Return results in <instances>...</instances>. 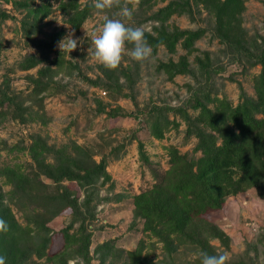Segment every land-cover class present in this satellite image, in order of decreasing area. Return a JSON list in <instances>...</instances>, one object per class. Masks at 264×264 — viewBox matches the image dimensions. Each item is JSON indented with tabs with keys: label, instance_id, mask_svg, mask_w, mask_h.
<instances>
[{
	"label": "rangeland",
	"instance_id": "rangeland-1",
	"mask_svg": "<svg viewBox=\"0 0 264 264\" xmlns=\"http://www.w3.org/2000/svg\"><path fill=\"white\" fill-rule=\"evenodd\" d=\"M14 1L19 0H0L1 11L8 15L4 21L0 20V87L4 90L7 84L4 91L8 97H17V105L14 106L17 113L9 110L10 114L0 124V167L20 164L29 170L33 163L28 149L35 136H39L54 150L65 148L71 151L73 145H78L88 150L97 163L102 158L107 161L106 170L111 180L104 184L100 181L84 189L67 181L55 185L52 180L42 176L41 180L48 187V193L64 192L68 189L77 198V211L66 208L57 216L46 220V226L52 233L66 228L71 223L73 229H77L81 223L84 224L86 233L90 235L89 259H84L86 264H122L126 258L125 253L139 247L143 248L142 255H147L149 260L156 263L194 264L195 258L190 250H180L172 258H166L160 243L152 247L154 239L142 233V220L134 215L132 199L134 195L149 189L168 169L167 147L174 146L188 157L193 155L192 149L196 140L186 136V124L179 114L168 112L169 119L175 118L179 126L166 133L162 140L151 137L145 118L153 106L182 107L190 117L196 115V112L188 109L186 105L192 97V92L204 84V79L193 63L194 56L198 54L188 57L192 73L177 76L171 82L156 71V66L169 60L177 62L185 54L180 46H177L173 54L159 47L156 54H152V57L144 62H136L125 56L119 67L129 69L136 82L131 86L120 76L122 93L127 95L122 96L107 91L104 86H93L85 79L104 81L103 66L92 56L91 34L102 26L105 14L110 18L123 19L120 11L126 4L113 7L106 13L98 14L96 9L93 10L81 29L76 32L66 24L65 17L57 9V3L53 2L50 15L39 22L37 31L34 29L31 33L28 27H22L25 9L13 5ZM89 1L79 0L82 4ZM155 1L156 5L148 11L133 7L135 2L132 3L133 20L124 22L131 23V26H142L145 32H151L158 23L148 17L173 0ZM91 2L93 3V0ZM39 4L40 0H35L34 7ZM242 16L243 27L249 36H261L264 0H247ZM168 24L181 30L205 31L195 42V47L200 52H207L211 60L213 73L209 85L205 88L207 92L224 97L234 105L240 99L241 90L253 97V76L260 72V67L242 72L241 68L232 62L223 45L214 36V21L206 11L201 7H192L191 13L173 15ZM55 33L61 34L59 41L69 33H74L73 38L79 41L76 50L70 54L59 49L58 41L49 55V60L62 56L70 66L58 71L56 65L43 63L23 71L19 66L21 61L40 53L36 42L48 40V36ZM45 68H49L46 81L49 82L51 91L33 97L30 95L33 84L27 78L37 77V71ZM2 107H7V104ZM117 107L122 111H119L115 118L109 117L108 112ZM21 113L25 117L24 121L19 120L18 114ZM33 113L41 118L33 116ZM40 120H44V123ZM138 142L143 144V151L148 157L147 163L139 158ZM52 158L51 154L48 161H52ZM2 188L3 191L9 189L6 186ZM10 207L15 219L24 223L22 211L13 205ZM206 219L228 239L227 246H223L218 239L210 241V245L229 254L227 264H233L246 251L254 264H264V247L260 244V239L264 237V199L258 195L256 189L227 197L221 211L208 215ZM60 239L62 240V237L54 239L55 247L60 243ZM27 264L52 263L32 257Z\"/></svg>",
	"mask_w": 264,
	"mask_h": 264
},
{
	"label": "trees",
	"instance_id": "trees-1",
	"mask_svg": "<svg viewBox=\"0 0 264 264\" xmlns=\"http://www.w3.org/2000/svg\"><path fill=\"white\" fill-rule=\"evenodd\" d=\"M246 1L173 0L148 17L158 23L151 32H145L146 39L153 46L152 54H156L159 47L172 54L176 52L177 46L185 51L177 62H160L156 71L170 82L177 76L191 74L188 57L197 53L193 63L204 79V84L192 92L186 105L196 112L193 118L182 107L162 106L150 107L145 118L151 137L162 140L166 133L179 126L175 118L169 119L168 112L179 114L186 124V136L196 140L191 157L181 154L174 146L167 147L168 169L149 189L134 195L132 199L134 215L142 220V233L154 239L152 247L156 243L162 245L166 258H172L180 250H190L193 255L201 249L212 255L224 253L210 245V241L218 239L223 246H227L228 239L206 217L221 211L227 197L252 188L264 199V20L262 35L251 38L243 27L242 15ZM34 2L19 0L13 3L25 9L22 27H28L31 33L34 29L38 30L39 22L50 15L53 2L57 3V9L65 17L66 24L76 32L95 10L91 0L84 4L79 0H40L36 7ZM134 2L119 0L120 4L130 8ZM155 5V0H140L138 7L148 11ZM192 7H201L213 19L214 36L242 72L260 67V72L253 76V97L241 90L240 99L234 105L226 98L206 91L213 73L211 60L207 52H200L195 47V42L205 31L181 30L168 24L173 15L191 13ZM6 18L8 15L0 9V20ZM60 37V33H55L49 35L48 40L37 41L40 53L23 59L20 68L26 71L48 63L56 65L58 71L67 69L70 63L64 61L62 56L49 60ZM102 68L103 82L101 79L85 80L93 86H104L109 92L127 96L122 93L119 77L122 76L131 86L135 84V77L129 69L119 67L109 71ZM47 74L49 68L38 70L35 78H27L33 84L30 95L37 97L42 92L51 91L46 81ZM6 89L7 84L4 86ZM4 90L0 87V124L10 114L9 110L17 113L14 110L17 97H8ZM4 104L7 107H2ZM119 111L122 110L117 107L107 115L115 118ZM18 117L20 121L25 120L22 113ZM40 121L44 123V120ZM137 146L140 160L147 163L143 144L138 142ZM28 154L33 163L29 170L20 164L0 167V218L7 221L9 226L6 233H0V255L6 257V264H27L32 257L52 264H66L76 256H82L87 261L90 235L86 233L84 224L73 229L71 223L56 233L46 226V220L66 208L77 211V198L68 189L48 193V187L41 177L45 176L55 185L67 181L87 189L100 181L104 184L111 180L106 170L107 161L102 158L97 163L88 150L78 145H73L71 151L65 148L54 150L39 136L33 137ZM51 154L52 161H48ZM5 186L9 187L8 191H3L2 187ZM10 205L22 211L24 223L15 219ZM57 237H62V240L55 247L54 239ZM260 244L264 247V237L260 239ZM142 251L143 248L139 247L126 252L122 264H161L149 260L147 255H142ZM247 255L246 251L233 264H254ZM193 263L200 264V261L195 258Z\"/></svg>",
	"mask_w": 264,
	"mask_h": 264
},
{
	"label": "clouds",
	"instance_id": "clouds-1",
	"mask_svg": "<svg viewBox=\"0 0 264 264\" xmlns=\"http://www.w3.org/2000/svg\"><path fill=\"white\" fill-rule=\"evenodd\" d=\"M139 2L140 0H135L133 7H138ZM93 7L99 14L121 6L119 0H93ZM133 15V8L124 5L120 11L123 19L110 18L105 14L102 26L91 34L93 59L109 71L117 70L125 56L136 62H144L152 57L153 46L146 39L143 27L131 26V23L124 22L125 20L131 22ZM73 36L74 33H69L58 42L61 51L70 54L76 50L79 41ZM8 230L7 221L0 218V233H6ZM194 258L198 259L200 264H227L230 257L227 252L212 255L201 249L194 254ZM0 264H6V257L3 255H0ZM68 264H86V262L82 256H76L70 259Z\"/></svg>",
	"mask_w": 264,
	"mask_h": 264
}]
</instances>
